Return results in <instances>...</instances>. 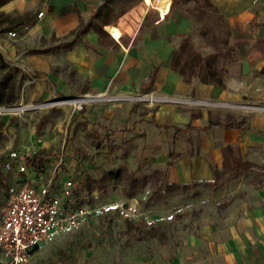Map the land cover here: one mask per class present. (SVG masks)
<instances>
[{
    "label": "crops",
    "instance_id": "1",
    "mask_svg": "<svg viewBox=\"0 0 264 264\" xmlns=\"http://www.w3.org/2000/svg\"><path fill=\"white\" fill-rule=\"evenodd\" d=\"M105 1L8 0L0 5V14L10 20L4 35L15 30L17 35L25 36H70L69 40L58 41L63 42L59 52L34 49L19 54L13 46L1 45L8 60L25 62L35 73L39 90L45 78L60 79L50 67L56 63L57 56H63L75 76L87 79L89 89L94 92L108 89L188 94L193 87L198 97L264 102V0H211L230 29L235 64L222 84L199 79L194 85L171 67L172 55L180 47V35L188 31L187 20L181 14H173L177 3L170 9L171 1L157 0L151 9L150 1L145 0L149 9L138 10L128 37L122 39L118 36L123 35L118 21L135 11L141 0L114 11L105 6ZM102 9L105 12L101 13ZM169 9L168 15L157 21ZM96 12L99 14L95 15ZM17 21L18 25L12 26ZM24 25L28 29L23 30ZM84 28L85 31L77 33ZM243 61L248 65L246 74L241 72ZM48 94L45 91L43 97ZM95 110L98 111H91V119L102 118L100 132L103 130L113 138L118 148L124 144L122 139L127 138L129 145H137L139 155L159 152L156 160L145 164L151 169H161L167 184L211 181L214 169L222 167L224 153L230 148L264 155V114L130 104ZM57 157L47 156L44 165H51ZM73 159H78V155L70 150L62 162L64 171L60 168L57 178L74 180V197L80 181L70 164ZM46 176L31 169L27 174L33 182ZM21 177L15 166L0 173L5 192L0 200L3 205L7 184H17ZM129 264H264V186L258 189L256 205L244 206L238 211L227 210L222 222L201 225L197 233L186 236L166 261L134 257L129 259Z\"/></svg>",
    "mask_w": 264,
    "mask_h": 264
},
{
    "label": "rangeland",
    "instance_id": "2",
    "mask_svg": "<svg viewBox=\"0 0 264 264\" xmlns=\"http://www.w3.org/2000/svg\"><path fill=\"white\" fill-rule=\"evenodd\" d=\"M137 1L106 0L105 6L114 11ZM169 1L172 2L169 8L177 3L173 14H181L188 22V31L179 38V45H185L183 59L191 64L200 62L201 71L209 64L224 81L235 64V53L229 31L219 18L222 16L220 11L209 10L196 0ZM142 5L141 0L135 11L118 21L120 33H123L118 36L122 39L128 37ZM102 12L105 11L102 9ZM9 25V18L0 14V45L13 46L19 54L34 49L58 51L63 43L58 41L70 39L69 35L63 38L21 34L8 37L4 32ZM189 32L192 35L184 40ZM3 61L5 65L0 59V107L9 110L0 112V169L8 161L10 149L26 153L27 159L47 153L48 156H60L63 161L64 156L74 150L78 159H73L70 164L75 168V178L80 181V186L73 198L92 209L87 221L78 229L63 226L53 240L41 244L30 257L29 264H129V259L134 257L166 261L186 236L197 233L201 225L220 223L227 210L238 211L258 203V189L264 186V155L230 148L224 153L222 167L214 169L211 181L167 184L161 169H151L145 164L156 160L160 155L158 151L139 155L137 145H129L127 138L122 139L124 144L118 148L113 138L106 136L103 130L100 132L102 118L91 119V111L96 113L98 107L160 105L93 103L78 110L68 103L47 104L104 91H151H91L87 79L76 77L63 56H57L56 63L50 67L60 79L50 81L45 78L44 86L39 90L35 73L25 62ZM197 81L199 78L190 82L194 85ZM45 91L49 94L43 97ZM179 95L213 99L195 96L193 87L188 94ZM182 108L232 111L198 106ZM253 143L256 147V141ZM60 167L64 171L63 164ZM4 195V186L0 184V200Z\"/></svg>",
    "mask_w": 264,
    "mask_h": 264
},
{
    "label": "built area",
    "instance_id": "3",
    "mask_svg": "<svg viewBox=\"0 0 264 264\" xmlns=\"http://www.w3.org/2000/svg\"><path fill=\"white\" fill-rule=\"evenodd\" d=\"M149 1L151 4L149 7L152 9L157 0ZM142 3L143 5L139 8H146L145 0H142ZM170 9L157 21L165 18ZM41 14L42 12L38 13V16ZM26 29L28 26L24 25L23 30ZM7 34L14 37L17 32L11 30ZM125 102L180 107L198 106L264 114L263 101L236 102L200 99L179 94H159L154 91L146 93H110L104 91L98 94L52 101L50 105L68 103V105H73L78 110H82L86 104L98 103L111 106ZM8 110L9 108L0 107V112ZM7 155L14 163L16 172L22 177L17 184L13 182L7 184L6 201L0 211L1 264H26L34 248L41 243L53 240L55 234L63 226L78 229L87 221L92 209L75 202L73 192L76 184L72 178H57L63 161L62 157L58 156L51 165L45 164L42 171H37L28 167L26 153L11 149ZM30 169L38 173L48 174V176L33 182L27 178Z\"/></svg>",
    "mask_w": 264,
    "mask_h": 264
},
{
    "label": "trees",
    "instance_id": "4",
    "mask_svg": "<svg viewBox=\"0 0 264 264\" xmlns=\"http://www.w3.org/2000/svg\"><path fill=\"white\" fill-rule=\"evenodd\" d=\"M8 0H0V5L5 4ZM199 3H201L202 6L205 8L212 10L216 13H219L218 8L212 4L210 0H196ZM99 12H96L95 15H98ZM220 20H223L224 25L226 26V29L228 34H230V29L225 21V19L220 16ZM18 25V21L14 22L12 26ZM85 31L84 29H80L77 31V33ZM190 35H192L191 32L187 34V36L184 38V40H188ZM185 45L182 43L177 51H175L172 55V60H171V67L173 70H175L178 74L182 76L184 80L187 82H190L191 79L194 78H199L203 82H215L218 84H222V78L219 76V73L210 67L208 64L207 68H205L204 71H201L202 66L200 65V62H196L194 64L189 63L186 59H183V50H184ZM1 62L3 65H5V62L3 61L2 57L0 56ZM8 156V155H7ZM48 156L47 153H39L35 154L32 157L27 159V165L29 168H33L37 171H42L44 168V160ZM172 156V154H170ZM5 166L0 169V173L4 172L5 169H8L9 166H13L14 163L8 158V161L5 162Z\"/></svg>",
    "mask_w": 264,
    "mask_h": 264
},
{
    "label": "water",
    "instance_id": "5",
    "mask_svg": "<svg viewBox=\"0 0 264 264\" xmlns=\"http://www.w3.org/2000/svg\"><path fill=\"white\" fill-rule=\"evenodd\" d=\"M0 54L4 57V59L6 61H8L6 52L1 45H0ZM241 72H242V74H246L248 72V65H247L246 61H243V63H242V71Z\"/></svg>",
    "mask_w": 264,
    "mask_h": 264
},
{
    "label": "bare ground",
    "instance_id": "6",
    "mask_svg": "<svg viewBox=\"0 0 264 264\" xmlns=\"http://www.w3.org/2000/svg\"><path fill=\"white\" fill-rule=\"evenodd\" d=\"M50 103H51V102H49V103H47V104H49V105H50Z\"/></svg>",
    "mask_w": 264,
    "mask_h": 264
}]
</instances>
